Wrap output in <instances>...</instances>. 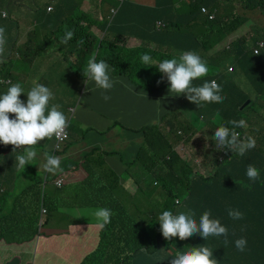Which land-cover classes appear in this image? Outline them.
I'll list each match as a JSON object with an SVG mask.
<instances>
[{
    "label": "trees",
    "instance_id": "1",
    "mask_svg": "<svg viewBox=\"0 0 264 264\" xmlns=\"http://www.w3.org/2000/svg\"><path fill=\"white\" fill-rule=\"evenodd\" d=\"M119 4L118 9L113 8L115 13H111L110 25L104 23L99 27L103 33L101 40L92 32L90 24L79 31L77 24L71 30L72 42L80 46L75 48L74 66L78 67L77 63L83 61L86 64L95 54L97 61L112 65L116 75L130 78L138 75L137 84L155 93L167 90L169 84L166 78L158 84L162 74L155 64L143 63L151 69V75L142 79L143 71L147 70L142 67L141 55L147 53L160 62L178 58L184 51H194L206 61L208 73L193 84L216 80L222 87L224 100L205 103L200 108L187 101L170 110L160 123L129 130L142 138L134 161L127 167L130 178L122 182V177H115L116 197L94 204L110 209L112 215L110 222L99 229L96 249L80 264H168L177 250L201 245L212 249L218 264H264V48L255 54L257 43H264V0H170V15L160 17L162 27L157 24L158 5L145 4L144 9L134 12L135 18L137 21L146 19L151 25L144 27L143 21L137 23L134 35L136 41H141L137 49H130L123 35L116 39L115 34L109 35L114 18L125 5L120 1ZM202 7L214 14L213 19L201 12ZM66 10L72 9L67 7ZM179 11L182 15L176 16ZM106 18L104 16L101 23ZM94 19L87 20V24ZM229 68L233 70L230 72ZM12 76L15 80V75ZM2 78L0 74V80ZM247 100H250L249 105L241 110ZM257 103L263 104L260 114L245 111ZM181 112L192 115L193 125ZM208 119H218L215 129L221 125L231 128L228 121L244 119L247 128L236 130L241 138L254 137L256 146L244 156L217 149L212 140L215 129L210 135L205 129ZM199 133L201 137L193 139ZM179 141L191 144L197 155L191 153L182 157L176 150ZM7 150L8 145L0 144V159L6 157ZM194 157L201 162L197 164ZM122 158L125 161L124 156ZM9 163L7 156L6 164ZM249 164L260 170V178L255 182L246 176ZM16 188L15 181L0 179V242L30 248L37 237L44 235L43 225L39 224L41 208L49 212L54 207L46 201L40 182L20 191ZM127 203L134 207L133 212L127 211L124 206ZM229 208L241 211L243 219L230 218ZM186 209H192L197 220L204 211L210 210L212 218L219 219L228 228V243L224 237L210 236L206 241L199 235L186 240L179 237L166 240L160 231L159 215L165 210L176 214ZM240 237L247 239L243 252L237 250L234 243ZM13 260L20 263L19 258Z\"/></svg>",
    "mask_w": 264,
    "mask_h": 264
},
{
    "label": "crops",
    "instance_id": "2",
    "mask_svg": "<svg viewBox=\"0 0 264 264\" xmlns=\"http://www.w3.org/2000/svg\"><path fill=\"white\" fill-rule=\"evenodd\" d=\"M83 1L91 4L92 9L97 12L94 16L96 21L87 24V20L91 18H85L83 14H75L77 10L81 11ZM111 1L0 0V27L5 29L6 37L4 58L8 57V53L15 51L22 61H38L31 63L27 82L23 87L25 92L32 87V79L28 77L34 72L39 73V76L45 80L39 83L47 86L54 93L50 105L59 104L60 110L69 118L67 127L69 139L61 150L54 154L61 159L62 171L49 174L39 169L44 162L45 154L50 155L53 138H46L32 146L37 152V157L24 170L17 171L14 167L15 156L22 154L23 148L13 152L12 145H8L7 155L1 160L2 181H15L16 191L40 182L46 193V201L54 207L49 210L41 229L44 235L37 237L30 248L28 245L17 248L0 242V258L7 259L5 264H80L86 254L92 253L98 244L100 227L93 213L99 207H95L94 204L109 202L110 198L116 197L114 189L116 182L113 180L117 176L124 177L122 182H126L125 178H130L127 167L134 161L137 145L142 140L140 136H136L135 142L131 144L123 141L122 137L127 133L125 130L114 134L112 129L119 126L117 123L131 128L157 124L165 112H170L188 101L183 94L170 95L168 89L159 93H149L136 86L125 75H116L110 64L109 74L117 81L111 90L105 93L104 90L97 88L94 82L89 81L88 86L84 83L86 78L83 70L87 63L83 61L77 63L78 67L74 66L77 58L75 48L79 49V44L73 43L72 38L66 44L61 41L66 32L71 31L69 26L73 28L76 23L79 27L78 31L81 27L90 24L92 32L101 40L103 33L99 27L102 28L104 23L110 25L108 16L104 12H111ZM134 1L135 3L133 0L125 3L127 8L123 10L125 5L121 8L111 26L115 32V39L123 35L121 37L130 44L128 45L130 49L141 46V41H136L134 35L137 23L143 21L144 27L151 25L149 21H145L146 19L136 20L134 12L137 9H144L145 4L156 3L159 16L157 24L163 20L162 18L170 15V0ZM51 4H54L53 8ZM50 7L52 9L48 10ZM67 7L72 10H66ZM175 15L177 16L176 13ZM104 16L107 18L101 23ZM122 22L130 28L126 35L122 33L121 26H118ZM41 25L47 27L48 45L42 43L38 35L37 28ZM40 50H44L46 54L43 61L36 60L35 53ZM6 60L3 59L4 62ZM4 62L3 67H0V74L6 79L0 80V94L7 91L9 84L14 83L13 73L4 68L7 61ZM50 73L57 76L54 83L50 82ZM86 88L89 90L86 91ZM71 91L76 93L73 94ZM102 94L110 96V99L105 101ZM77 96L79 99H76ZM20 99L26 102L27 95L22 93ZM100 112L111 117L115 124L101 127L103 128L100 132L103 138L102 144H88L84 142L86 136L83 131L95 130L101 124L102 116L98 114ZM9 115L10 118H14V114ZM71 139L75 146L64 147ZM7 156L10 160L9 164H6ZM58 179L64 180V184L59 188L55 185ZM97 181L102 182L100 187H97ZM65 188L69 190L65 191ZM73 197H78L91 207L84 210H70V207L75 205L71 199ZM14 258H19L20 263L13 260Z\"/></svg>",
    "mask_w": 264,
    "mask_h": 264
},
{
    "label": "clouds",
    "instance_id": "3",
    "mask_svg": "<svg viewBox=\"0 0 264 264\" xmlns=\"http://www.w3.org/2000/svg\"><path fill=\"white\" fill-rule=\"evenodd\" d=\"M158 26L162 27L163 23L159 22ZM73 35L72 31L66 32L61 42L66 44ZM5 45V29L0 27V62H3L5 56ZM141 60L145 64L156 65L155 68L162 74L158 84L163 83L166 78L170 95L183 94L198 108L205 103H222L224 100L221 95L222 87L216 80L204 81L201 85L193 84L194 80L206 76L208 73L206 61L194 51H184L178 58L164 59L160 62L154 61L149 54L145 53L141 55ZM109 73L108 63L104 60L97 61L94 54L88 59L83 70V75L86 78L84 83L88 86L89 81L94 82L97 88L106 93L117 82ZM87 90L89 89L86 88ZM22 93L27 95L26 102L20 99ZM102 95L105 101L110 99V96ZM53 99L52 90L37 82L36 79L32 81V87L27 92L20 83H14L10 84L6 92L0 94V143L5 146L12 145L13 152L23 148V153L15 156L14 167L17 171L24 170L37 157V152L32 146L46 138L55 137L57 140L66 138L69 118L60 110L59 104L50 105V101ZM9 114H14V118H10ZM228 124L232 127L221 125L215 129L212 140H214L216 148L228 149L240 156L246 155L256 146V140L250 135L241 138L240 132L236 129H246L247 122L244 119L230 120ZM39 169L49 174L62 171L60 157L45 154L44 162L39 166ZM246 176L250 181L255 182L260 178V170L253 164H249ZM56 187L59 188L57 185ZM93 215L98 226L104 227L110 222L112 213L110 209L98 208ZM228 215L233 220L243 219L244 216L241 211L232 208L228 209ZM158 221L162 236L169 241L175 237L186 240L193 235H199L206 241L210 236L224 237L225 243H228V228L222 225L219 219L212 218L210 210L204 211L199 220L196 219L192 209H186L176 214L165 210L159 215ZM234 243L237 250L245 251L247 246L245 237L236 239ZM167 262L168 264H218L217 260L213 258L212 249L207 245L190 247L183 251L177 250Z\"/></svg>",
    "mask_w": 264,
    "mask_h": 264
},
{
    "label": "rangeland",
    "instance_id": "4",
    "mask_svg": "<svg viewBox=\"0 0 264 264\" xmlns=\"http://www.w3.org/2000/svg\"><path fill=\"white\" fill-rule=\"evenodd\" d=\"M110 3H111L112 8L118 9L120 7V4H119V1L118 0H112ZM53 6H54V4H51V7L52 8H53ZM92 8H93V6L91 4H88L86 1H83L82 5H81V8H80L81 11L77 10L75 12V14H81V15L83 14V17H85V18H87V17L88 18H93L97 12L94 11ZM126 8H127V5H125L123 7V10H125ZM104 13L108 16V24H110L111 21H112V14H111V12L110 13L104 12ZM176 14L177 15H182V12L179 11ZM76 25H77V23L74 25L73 28L69 26V30H74L76 28ZM118 26H121V31H122V33H124V35H126V33L130 29L124 22H122V24H119ZM37 29H38V35L40 36L41 42L44 43V44L47 43V45H48L49 34H48L47 27L44 26V25H41ZM114 34H115L114 31H110L109 32V35L110 36H113ZM152 52H153V50L151 51V53ZM18 56H19V54L16 53L15 51L13 53L12 52L11 53H8V57L3 58V59H7L6 60L7 62L5 61L6 64L4 65V68L7 71H10V72H12L15 75L14 83H20L21 86L24 87L26 85V82H27V75L30 72L31 63L32 62H38V61L25 62V61L20 60ZM35 56L37 57L36 60L43 61V59L45 58L46 54H45V51L44 50H42V51L40 50V51H38V52L35 53ZM158 60H160V59H158ZM3 62H0V67H3L2 66ZM10 64H12V67H10ZM142 67H143L144 70H147V71H143V73L141 75L142 79H146V78L150 77V75H151L150 74L151 69L149 67L147 68L146 65L143 64V62H142ZM56 77H57L56 75H53L52 73H50V82L54 83ZM126 77L129 78L136 86H139L137 84V82L139 80L138 75H135L133 78H130L129 76H126ZM28 78L29 79H32V81L34 79H36L37 82H44L45 81L42 77L39 76V73H36V72H34ZM8 86H10V84ZM139 87H141V86H139ZM142 89H144V88H142ZM144 90L147 91L146 89H144ZM71 93L75 94L76 92L75 91H71ZM155 93H159V92H155ZM76 99H79V96H77ZM262 108H263V104L257 103V104H255V105H253L251 107L249 106L247 109H245V111H249V112L256 111L258 114H260V110ZM168 113H170V112H165L163 114L162 118L165 117ZM98 114L102 116L101 117V124L99 126H97V128L95 130L83 131V133L86 136L84 142H86L88 144H91V143H97V145L102 144L103 138H102V135L100 134V132L103 130V128L115 124L114 123V120L111 117L103 114L102 112H100ZM181 114L189 121L190 125H193V123L191 122L193 120V117H192V115L190 113L187 114V112H185V113L181 112ZM205 117L208 118V116L206 114H205ZM262 118H264V117H262ZM199 122L202 125L204 124L201 121H199ZM217 122H218V119H214V120L208 119L207 125H205V129H206L207 134L210 135V134L213 133V131L215 129V123H217ZM75 123L76 122H73V124H75ZM117 125H119V126H117V127H115V128L112 129V131L114 132V134L123 132L125 130L127 133H126V135H123V137H122L124 139L123 141L129 142L131 144L135 142V137L136 136L132 135L129 132V130H138V129L144 127V126H147V125H143V126L138 127V128H131V127L125 126L122 123H117ZM186 125H187V123H186ZM101 127H103V128H101ZM251 128H253V126H251ZM213 136H212V138H213ZM200 137H201V134L199 133L193 139L200 138ZM170 140L173 141L172 139H170ZM66 146H69V147L70 146L71 147L72 146H75L73 139H71L70 142L68 144H66L64 147H66ZM94 147H96V146H94ZM53 149H54V143H53V139H52V147H51V150H50V155L52 154ZM193 149H195V148H193V146L191 144H189V143L181 144L180 141H179V143L176 145V150L179 151V153L181 154V156L184 157V158H186V155H189L190 156L191 153H193V155H197V151L196 150L194 151ZM129 154H131V153L129 152ZM212 156H213V154H212ZM1 160L2 159H0V165H1ZM193 160H195V162L197 164H199L201 162L200 159H197L195 157L193 158ZM122 178L124 179L123 176H122ZM127 183H130V181H127ZM63 184H64V180H63ZM96 185H97V187H100V185H102V182L97 181L96 182ZM68 190H69V188H65V191H68ZM129 191H130V189H129ZM121 195L122 194L120 192L119 193V197L120 198H121ZM124 195L126 196V194H124ZM71 199H72V201L75 202V205H73L72 207H70L71 208L70 210H73V209L84 210L86 208H90L91 207L90 204H87V203L82 202L78 197H73ZM124 206H125V208L127 209L128 212H133V210H134V207L133 206H129L128 203L125 204ZM99 208H101V207H99ZM47 215H48V211H47V213L43 217H40L39 224L45 222ZM83 253H85V252H83ZM86 255H88V254H86ZM85 256H83V258ZM6 261H7V259L0 258V264H5Z\"/></svg>",
    "mask_w": 264,
    "mask_h": 264
},
{
    "label": "built area",
    "instance_id": "5",
    "mask_svg": "<svg viewBox=\"0 0 264 264\" xmlns=\"http://www.w3.org/2000/svg\"><path fill=\"white\" fill-rule=\"evenodd\" d=\"M121 3L122 2H125L127 0H119ZM52 8L50 7L48 10H51ZM201 12L205 13V14H208L210 19H213L214 17V14H209V11L205 8V7H202L201 8ZM111 13L114 14L115 13V9H112L111 10ZM264 48V43L263 42H259L257 43L256 45V50H255V54H258V53H261V50ZM230 71L233 70V68H229ZM66 132H67V136L66 138H62L61 140H57L55 139V137H53V140H54V149H53V155L56 154L58 151L61 150L62 148V145L69 139V133H68V130L66 129ZM63 183V180L62 179H58L55 181V184L57 186H61ZM176 203L178 204L179 201L177 200ZM41 212H42V217L47 213V210L42 207L41 208ZM44 224V222L42 223V225Z\"/></svg>",
    "mask_w": 264,
    "mask_h": 264
},
{
    "label": "water",
    "instance_id": "6",
    "mask_svg": "<svg viewBox=\"0 0 264 264\" xmlns=\"http://www.w3.org/2000/svg\"><path fill=\"white\" fill-rule=\"evenodd\" d=\"M250 103V100H247L242 106H241V110H243L246 106H248Z\"/></svg>",
    "mask_w": 264,
    "mask_h": 264
}]
</instances>
